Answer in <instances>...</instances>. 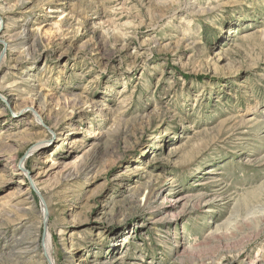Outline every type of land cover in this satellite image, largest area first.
<instances>
[{
	"label": "rangeland",
	"instance_id": "374dc122",
	"mask_svg": "<svg viewBox=\"0 0 264 264\" xmlns=\"http://www.w3.org/2000/svg\"><path fill=\"white\" fill-rule=\"evenodd\" d=\"M0 91V264H264V0H0Z\"/></svg>",
	"mask_w": 264,
	"mask_h": 264
},
{
	"label": "bare ground",
	"instance_id": "6f19581e",
	"mask_svg": "<svg viewBox=\"0 0 264 264\" xmlns=\"http://www.w3.org/2000/svg\"><path fill=\"white\" fill-rule=\"evenodd\" d=\"M0 93H1L0 95H2L3 97L6 98V96L4 94H2L3 92L0 91ZM36 100H37V98L35 100L33 99L32 101L34 102ZM36 148H37V145L33 146L31 149H29V152H34V150H36ZM26 156H28V153L26 154ZM146 200L149 201V196L146 197ZM43 215H44V209H42V217H43ZM47 224L49 226V219H48ZM46 233H47L46 234V240H45V244L43 246L44 249L42 248V250H41L42 256L47 259L49 264H58V259L56 256H54V253H53V242H52L53 238H52V234L50 232V229H47ZM16 246H19V245H16ZM96 264H105V262H97Z\"/></svg>",
	"mask_w": 264,
	"mask_h": 264
},
{
	"label": "water",
	"instance_id": "95a60500",
	"mask_svg": "<svg viewBox=\"0 0 264 264\" xmlns=\"http://www.w3.org/2000/svg\"><path fill=\"white\" fill-rule=\"evenodd\" d=\"M46 234H47V233H46V229H45V231H44V238H43V243H42V244H43V246H44V244H45V240H46ZM43 246H42V247H43ZM43 249H44V247H43Z\"/></svg>",
	"mask_w": 264,
	"mask_h": 264
}]
</instances>
